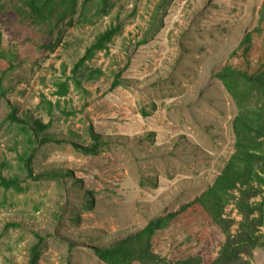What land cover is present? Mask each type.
<instances>
[{"label": "rangeland", "instance_id": "374dc122", "mask_svg": "<svg viewBox=\"0 0 264 264\" xmlns=\"http://www.w3.org/2000/svg\"><path fill=\"white\" fill-rule=\"evenodd\" d=\"M2 1L0 174L17 175L23 190L0 188V264H27L39 241L37 264H104L92 249L199 199L227 164L238 109L214 76L243 64L241 43L260 25L264 0H108L107 14L79 5L55 29ZM116 26L81 70L82 89L56 97L54 84ZM253 36L252 70L264 59V39ZM94 70L102 75L87 80ZM117 75L121 85L111 89ZM11 109L29 133L39 121L38 140L49 143L28 150L24 131L4 122ZM90 128L106 143L95 156L72 147L91 144ZM32 153L33 175L44 178L26 176L20 159ZM223 217L240 221L234 204ZM223 241L196 204L154 234L151 251L210 264ZM251 264H264V249L254 250Z\"/></svg>", "mask_w": 264, "mask_h": 264}, {"label": "trees", "instance_id": "16d2710c", "mask_svg": "<svg viewBox=\"0 0 264 264\" xmlns=\"http://www.w3.org/2000/svg\"><path fill=\"white\" fill-rule=\"evenodd\" d=\"M8 1L9 5L18 8L26 18L51 29H55L69 16L75 14L79 5L84 9L88 4L94 3L98 6L96 13L100 16L107 14L105 10L108 6V0ZM4 6L3 1L0 0V17ZM259 23L260 25L253 32L244 36L241 43L243 64L239 67L230 64L224 65L214 76L226 88L238 109L232 122L234 151L227 164L216 177L212 186L199 199L182 206L176 212L150 221L135 235L127 237L113 246L92 249L94 255L104 264H202V259L199 256L171 262L151 251V239L154 234L166 229L179 212L183 213L188 206H196V204L204 207L208 219L224 237L216 258L210 264H251L254 250L264 249V233L261 231V228H264V59L256 69L252 70L250 67L251 53L255 48L253 35L264 39V5L261 9ZM118 31V26L109 27L97 36L95 42L85 49L83 56L74 64L72 75L64 81L54 84L56 90L53 94L56 97H65L70 91V86H73L75 90L82 89L79 76L81 70L85 69V63L97 52L105 50L106 44L111 42ZM100 75L102 74L99 70H94L87 75L86 79L97 78ZM118 78L119 75L115 77L111 89L121 85ZM3 93V88L0 87V100ZM46 103L49 106L48 113H50L52 103L49 101ZM56 104L58 105V101ZM5 121L10 125L17 124L19 130L24 131L28 150L33 144L42 146L49 143L44 138L38 140L39 132L43 129L39 121H35L37 127L34 133L27 132V128L20 125L24 121L17 116L16 109L10 110ZM89 136L90 145L72 144V147L84 155L95 156L106 143L92 128H90ZM32 155L33 153L26 160L20 159L25 163L26 176L33 180L44 178L33 175L30 167ZM23 156H27L26 153ZM0 188L6 191L13 190L17 193L23 190L17 175L5 178L0 174ZM231 204H234L240 216L238 222L223 217L225 208ZM233 225H237V228L231 232ZM38 245L32 247L27 264H37Z\"/></svg>", "mask_w": 264, "mask_h": 264}]
</instances>
